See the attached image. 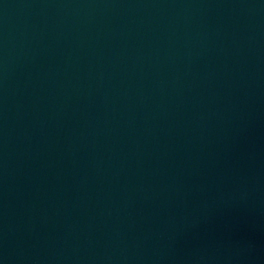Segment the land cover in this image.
<instances>
[{
	"label": "water",
	"instance_id": "water-1",
	"mask_svg": "<svg viewBox=\"0 0 264 264\" xmlns=\"http://www.w3.org/2000/svg\"><path fill=\"white\" fill-rule=\"evenodd\" d=\"M0 264H264V0H0Z\"/></svg>",
	"mask_w": 264,
	"mask_h": 264
}]
</instances>
